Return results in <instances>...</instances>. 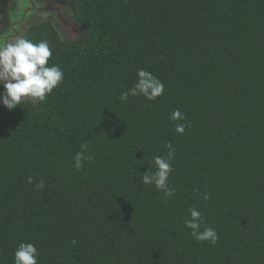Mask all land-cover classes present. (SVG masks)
<instances>
[{"label": "trees", "instance_id": "16d2710c", "mask_svg": "<svg viewBox=\"0 0 264 264\" xmlns=\"http://www.w3.org/2000/svg\"><path fill=\"white\" fill-rule=\"evenodd\" d=\"M52 1L80 36L49 18L21 37L48 41L63 80L0 105V264L20 243L38 264H264V0ZM141 69L163 93L121 102ZM168 144L166 197L142 174ZM193 207L215 244L184 226Z\"/></svg>", "mask_w": 264, "mask_h": 264}, {"label": "clouds", "instance_id": "9594fccd", "mask_svg": "<svg viewBox=\"0 0 264 264\" xmlns=\"http://www.w3.org/2000/svg\"><path fill=\"white\" fill-rule=\"evenodd\" d=\"M52 52L47 40L33 43L29 39L17 38L15 42L0 46V105L11 111L16 109L26 98L34 102H42L46 96L63 80V71L59 66H48V60ZM137 82L127 91L121 93L119 99L126 102L129 96L142 95L147 100H154L163 93V83L151 73L143 69L137 72ZM170 119L173 121L183 119L179 109L175 110ZM178 134H183L185 125L178 123L175 127ZM169 151L167 157H153L155 172H144L142 183L154 185L156 189L163 190L166 197L174 195L168 187L167 180L172 171L171 160L174 149L170 144L165 145ZM87 149V145H82ZM83 151L78 152L74 157L76 169L82 167L85 160H91ZM31 182V181H30ZM37 190L44 188V181L36 184ZM205 200L208 196L205 195ZM190 219H185L184 226L191 230V235L198 242L210 241L215 244L218 236L214 228L205 227L201 231V213L195 207L188 210ZM75 243V241H73ZM38 250L32 243H20L13 253L14 264H38Z\"/></svg>", "mask_w": 264, "mask_h": 264}, {"label": "rangeland", "instance_id": "374dc122", "mask_svg": "<svg viewBox=\"0 0 264 264\" xmlns=\"http://www.w3.org/2000/svg\"><path fill=\"white\" fill-rule=\"evenodd\" d=\"M46 1H44V0H31V2L33 3V5L35 7L43 6L44 2H46ZM61 7H62L61 13L64 16V18L66 20H70V18L72 17L70 7L66 4H64V5L61 4ZM13 8H14V6H10V10L8 11L9 13L6 15V18L3 22V25L0 26V30H2V31H0V46H3L4 44L15 42V40L9 39L10 37H13L15 35V33L18 35V38L23 37L24 34L26 33L27 27L30 24H35L38 22L47 21L49 18L52 20V22L55 24L57 30L62 35H64L67 38L70 37L67 35H69L70 31H72V30H71L70 25L67 23V21L63 20L66 23L65 25H63L62 23H59L57 21V19L49 13L44 14V13L33 12L30 14L28 13L26 16L23 17L22 16L23 15V9L20 10V12L18 13ZM63 16H62V19H63ZM10 25H12V29H10ZM74 37H72V38H74ZM4 41H5V43H4ZM26 99H28V98H26Z\"/></svg>", "mask_w": 264, "mask_h": 264}, {"label": "water", "instance_id": "95a60500", "mask_svg": "<svg viewBox=\"0 0 264 264\" xmlns=\"http://www.w3.org/2000/svg\"><path fill=\"white\" fill-rule=\"evenodd\" d=\"M12 0V3L10 2L9 6H14L13 9H15L16 12H20V10H23V17L26 16L28 13H33V12H38V13H49L51 14L53 17H55L57 19V21L59 23H62L63 25H65V21H67V23L70 25L71 30L69 35L70 37H65L68 40H74L76 38H78L80 36V29L78 28V26L70 19V20H66L64 18V16L61 13V5L57 4L56 2H44L43 6H38L35 7L33 5V3L31 2V0ZM16 2V3H15ZM18 2V3H17ZM27 8V9H26ZM63 16V19H62ZM65 20V21H63ZM75 36V37H74ZM74 37V38H72ZM18 38V35L15 33V35L13 37H10V40H16Z\"/></svg>", "mask_w": 264, "mask_h": 264}, {"label": "flooded vegetation", "instance_id": "af4514ba", "mask_svg": "<svg viewBox=\"0 0 264 264\" xmlns=\"http://www.w3.org/2000/svg\"><path fill=\"white\" fill-rule=\"evenodd\" d=\"M44 1H46V0H44ZM26 9H27V8H26ZM9 10H10V6L7 7V12H6V14L9 13V12H8ZM23 10H24V9H23ZM10 29H12V25H10ZM0 31H2V30H0ZM4 43H5V41H4ZM4 45H5V44H4Z\"/></svg>", "mask_w": 264, "mask_h": 264}]
</instances>
